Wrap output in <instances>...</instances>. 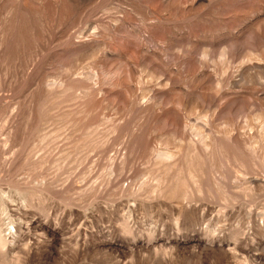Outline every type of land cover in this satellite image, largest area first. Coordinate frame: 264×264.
<instances>
[{"label":"rangeland","instance_id":"obj_1","mask_svg":"<svg viewBox=\"0 0 264 264\" xmlns=\"http://www.w3.org/2000/svg\"><path fill=\"white\" fill-rule=\"evenodd\" d=\"M0 264H264V0H0Z\"/></svg>","mask_w":264,"mask_h":264}]
</instances>
